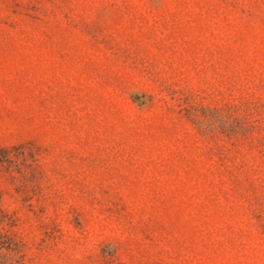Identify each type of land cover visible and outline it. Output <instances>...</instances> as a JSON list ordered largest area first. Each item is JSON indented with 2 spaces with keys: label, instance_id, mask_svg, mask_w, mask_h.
Returning a JSON list of instances; mask_svg holds the SVG:
<instances>
[{
  "label": "rangeland",
  "instance_id": "rangeland-1",
  "mask_svg": "<svg viewBox=\"0 0 264 264\" xmlns=\"http://www.w3.org/2000/svg\"><path fill=\"white\" fill-rule=\"evenodd\" d=\"M0 264H264V0H0Z\"/></svg>",
  "mask_w": 264,
  "mask_h": 264
}]
</instances>
